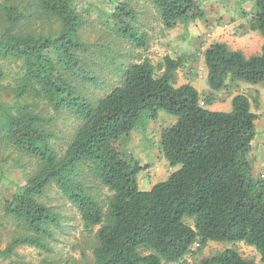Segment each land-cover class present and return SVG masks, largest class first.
<instances>
[{
	"label": "trees",
	"instance_id": "1",
	"mask_svg": "<svg viewBox=\"0 0 264 264\" xmlns=\"http://www.w3.org/2000/svg\"><path fill=\"white\" fill-rule=\"evenodd\" d=\"M116 1L105 24L146 49L148 33L135 25L132 2ZM148 1L166 29L207 13L200 0ZM253 1L248 29L264 38V0ZM84 12L79 0H0V81L11 78L0 83V188H11L9 197L0 193V218L13 226L0 259L31 264L18 252L24 245L51 252L56 230L67 224L46 201L55 187L95 237L84 264H191L187 256L211 241L244 242L264 263V174H255L251 158L259 95H234L230 111L206 107L216 92H230L239 82H264V42L251 56L225 41L211 42L203 51L210 91L200 93L192 82L177 84L178 71L192 67L197 55L128 62L111 41L83 37ZM105 52L119 83L92 97L85 87L104 82L92 69L93 57ZM161 110L176 121L161 128L159 152L180 168L141 190L143 166L121 147L145 117L155 120ZM64 113L79 125L60 153L52 123ZM7 170L19 172L20 181ZM101 189L107 191L103 201ZM38 264L56 263L47 255ZM199 264L257 261L233 246Z\"/></svg>",
	"mask_w": 264,
	"mask_h": 264
},
{
	"label": "rangeland",
	"instance_id": "2",
	"mask_svg": "<svg viewBox=\"0 0 264 264\" xmlns=\"http://www.w3.org/2000/svg\"><path fill=\"white\" fill-rule=\"evenodd\" d=\"M130 1L136 9L137 22H134L135 25L145 29L148 33V46L146 49L131 46L127 40L117 36L105 24L106 13L114 10L116 0H79L81 8L87 10V12H84L87 21L83 37L90 42L111 41L117 52L124 56L128 62H138L145 57H149L154 64H157L166 55L172 57H177L180 53L197 55L191 61L192 67H186L178 71L177 84L179 85L194 76L196 77L195 85L200 92L207 93L210 90L207 82L208 70L203 60V51L213 41H225L234 49H244L246 56H250L251 54L249 53L251 52L258 50L261 52L262 50L264 42L262 35L259 31L248 29V20L254 10L253 0H200L202 8L207 11L205 18L203 20L196 19L185 26H178L174 29L163 27L158 13L148 0ZM260 38L262 39L261 46ZM106 54V52L104 54L98 53L96 54V59L93 57L96 63L92 64V69L96 72V76L104 79V82L99 87L95 84H88L85 90L89 96H97L101 92L103 93L107 87L110 88V85L119 83L114 66L108 60ZM8 81H11L10 77L0 81V83L7 84ZM233 90L234 95L244 93L251 98L257 94L259 95L260 109L257 110L253 105L252 110L262 115L256 121L257 132L251 153L252 161H254L253 157L255 160L258 159V163L256 161L254 163V171H259L261 168L259 161L264 153V126L260 124V120H264V82L258 84L240 82L237 83ZM216 93L219 94L217 101L206 107L211 110L230 111L234 95L229 102H226L222 95L223 92ZM50 114H53V111H50ZM175 121L176 118L164 110L159 112L155 120L145 117L137 127L140 129L136 128L135 131H132L121 147V150L128 154L129 159H133L143 166L138 175L141 190H150L155 183L165 181L172 172L180 168V165L172 167L168 164L159 152V132L161 128H165ZM52 124L56 132V136L53 139L54 144L62 153L77 129L79 121L70 114L64 113L57 116ZM6 173L13 180L20 181L21 174L19 172L7 170ZM0 193L2 197H9L11 188L4 185V187L0 188ZM106 194L107 191L101 189L98 198L103 201ZM46 201L56 211L62 213L67 224L63 230H56L55 239L51 244L52 250L49 254L26 245L20 246L18 252L31 264H38L47 255L56 264L57 262L60 264H84L85 260L90 261L92 258V247L96 242L95 237L93 233L84 227L76 208L55 187L47 191ZM186 221L193 224L190 219H186ZM97 228L95 227L94 230H97ZM12 229L13 226L10 222L0 218V248H4L6 237L11 233ZM233 246L244 256L255 258L257 264H264L260 261L257 251L244 242L220 243L211 241L202 252L189 254L187 260L191 264H199L202 257L211 256L227 247ZM196 249L197 245H194L192 250L196 251ZM0 261L2 264H8L6 260L0 259Z\"/></svg>",
	"mask_w": 264,
	"mask_h": 264
},
{
	"label": "crops",
	"instance_id": "3",
	"mask_svg": "<svg viewBox=\"0 0 264 264\" xmlns=\"http://www.w3.org/2000/svg\"><path fill=\"white\" fill-rule=\"evenodd\" d=\"M261 44H262V39L260 38V46H261ZM236 49V48H235ZM241 50V49H240ZM242 51L243 52H245L246 53V51L244 50V49H242ZM244 53V54H245ZM257 53H259V50L258 51H256V52H251V53H249V54H251V55H253V54H257ZM249 54H247V55H249ZM246 55V54H245ZM250 55V56H251ZM196 77H194L193 76V78L190 80H186L185 82H192L193 84H194V86H196L195 85V81H196V79H195ZM240 83V82H239ZM196 88L198 89V91L200 92V90H199V88L196 86ZM210 91V90H209ZM208 91V92H209ZM221 92H223L222 93V95H223V97H224V99H226V102H229L230 101V98L234 95V90L232 89V90H230V92L229 91H221ZM200 93H202V92H200ZM216 95H217V97L219 96V94H217L216 93ZM221 95V96H222ZM215 101H217V100H215ZM214 101V102H215ZM220 111V110H219ZM260 124L262 125V126H264V120H260ZM256 162L258 163V159H256ZM259 163H260V170L259 171H255V174H258V173H262V174H264V153L262 154V156H261V158H260V161H259Z\"/></svg>",
	"mask_w": 264,
	"mask_h": 264
},
{
	"label": "built area",
	"instance_id": "4",
	"mask_svg": "<svg viewBox=\"0 0 264 264\" xmlns=\"http://www.w3.org/2000/svg\"><path fill=\"white\" fill-rule=\"evenodd\" d=\"M263 176V175H262Z\"/></svg>",
	"mask_w": 264,
	"mask_h": 264
}]
</instances>
